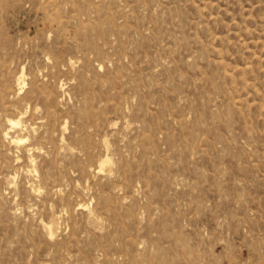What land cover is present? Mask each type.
<instances>
[{
    "label": "rangeland",
    "instance_id": "rangeland-1",
    "mask_svg": "<svg viewBox=\"0 0 264 264\" xmlns=\"http://www.w3.org/2000/svg\"><path fill=\"white\" fill-rule=\"evenodd\" d=\"M0 90L54 144L0 138V264H264V0H0Z\"/></svg>",
    "mask_w": 264,
    "mask_h": 264
},
{
    "label": "bare ground",
    "instance_id": "bare-ground-1",
    "mask_svg": "<svg viewBox=\"0 0 264 264\" xmlns=\"http://www.w3.org/2000/svg\"><path fill=\"white\" fill-rule=\"evenodd\" d=\"M122 6V5H121ZM121 8V7H120ZM122 11H123V6H122V9H121ZM120 10V11H121ZM32 82V81H31ZM17 83L19 84V88H22L26 83H25V81H24V79H23V73H22V71L20 70V73H19V75L17 76ZM42 84V83H41ZM41 84L39 85V83L38 84H33V83H31L30 84V86H29V84H28V88H26L23 92V98H31V97H34V95H42L41 97L42 98H44V101H45V109H43L44 110V112H45V116H47L48 118H51L52 117V119H54L53 118V116H56V115H54L55 114V111H54V109H51L50 108V106H52V104H51V101H53L52 100V98H50L47 94H45V92H44V90H42L41 89ZM43 85V84H42ZM61 85V84H60ZM59 87H61V86H59ZM17 89H18V86H17ZM17 89H15L16 91H17ZM23 89V88H22ZM62 88H60V90H61ZM4 90V89H3ZM6 90H4V92H5ZM12 92H13V90H12ZM22 92V91H21ZM20 92V90H19V93H21ZM15 93V92H14ZM17 93V92H16ZM13 94V93H12ZM58 94H60V92L58 93ZM4 95L5 94H3V92H2V90H0V105H1V118L0 119H2L3 120V125H2V127H0V138L1 139H3L5 142H6V144L8 143L9 144V146L8 147H10V144H13V146H15V145H18L19 146V153L17 152L15 155H13V157L12 158H14L15 157V159H16V161L17 160H19L21 157H23L24 158V160H25V163L23 164L26 168H25V173L27 174V175H29V174H31V171H33V170H36V167L37 166H35V162H34V160L36 159V157L38 156V152L39 151H41L40 149L44 146V144H42L43 142H50V140H51V134L52 133H48L47 135H44V134H42V133H38L39 131H38V128L41 126V125H44L45 124V122H46V120L44 121V122H42V123H38L37 122V124L38 125H36L34 122H30V118H29V121H27L28 119V117H26L25 118V112H26V110L25 109H23L22 108V106L20 107L19 106V104H18V106L19 107H17V108H15L16 106H12V105H14V104H7V102H6V100H4ZM8 95V94H7ZM15 96H17L16 94H14ZM13 95V96H14ZM59 96V95H58ZM20 98H21V96H19ZM51 97H52V95H51ZM56 97H57V95H56ZM8 99H9V97H7ZM19 98V99H20ZM37 98H39V97H37ZM41 98V99H42ZM55 98V97H54ZM18 99V100H19ZM36 99V98H35ZM10 100V99H9ZM30 100V99H29ZM28 100V101H29ZM58 100H59V98H58ZM24 101V100H23ZM10 102H17V101H14V100H12V101H10ZM19 102V101H18ZM19 103H21V101L19 102ZM29 103H30V101H29ZM28 103V104H29ZM32 103V102H31ZM54 103H56L55 101H54ZM22 104V103H21ZM20 104V105H21ZM27 104V105H28ZM30 105V104H29ZM54 105V104H53ZM23 106H25V105H23ZM32 106V105H31ZM30 106V107H31ZM44 106V105H43ZM29 107V106H28ZM36 107V106H35ZM56 107V106H55ZM16 110H15V109ZM32 108V107H31ZM8 109H14L15 111H16V114L14 115V116H11V113L9 114V113H7V112H5L6 110H8ZM26 109H27V107H26ZM29 109V108H28ZM33 109V108H32ZM39 110V109H38ZM42 110V111H43ZM56 110V109H55ZM15 111L13 112L12 111V114L13 113H15ZM32 111V110H31ZM30 111V112H31ZM9 112H10V110H9ZM35 112V111H34ZM39 112V111H38ZM56 112H57V110H56ZM33 113V112H32ZM37 113V112H36ZM31 113H29V115H30ZM38 114V113H37ZM40 114V113H39ZM25 115V116H24ZM32 115V114H31ZM27 116H28V114H27ZM35 116V115H34ZM44 115H43V117H45ZM35 117H37V116H35ZM39 118H40V116H38ZM42 117V116H41ZM58 117V116H57ZM57 117H56V119H57ZM60 117V116H59ZM32 118H34L33 116H32ZM38 118V119H39ZM41 119V118H40ZM44 119V118H43ZM37 120V119H36ZM48 120V119H47ZM55 120V119H54ZM53 120V121H54ZM60 120V119H59ZM62 120V119H61ZM1 121V120H0ZM33 121H34V119H33ZM49 121V120H48ZM52 121V122H53ZM40 122V121H39ZM57 122V121H56ZM56 122L54 123V124H56ZM59 122V121H58ZM57 122V124L59 125V123ZM67 121L66 120H64V121H62V124L60 125V128H63V126H64V124L66 123ZM48 124V123H47ZM49 126H50V124H49ZM47 127V126H46ZM123 127V126H122ZM49 128V127H48ZM124 128V127H123ZM51 129V131H52V128H49V130ZM55 129H56V127H55ZM57 129H59V128H57ZM45 130V129H44ZM43 129H42V131H44ZM124 130H125V128H124ZM123 130V131H124ZM46 131V130H45ZM44 131V132H45ZM47 131H48V129H47ZM62 130H60V132H61ZM121 133V132H120ZM58 134H60V133H58ZM57 134V135H58ZM125 134V133H124ZM61 136H63V135H61ZM58 137V136H57ZM119 137H122L121 135L119 136ZM56 138V137H55ZM55 138H54V140H55ZM0 139V140H1ZM58 139V138H57ZM56 139V140H57ZM82 139V138H81ZM2 140V141H3ZM52 140H53V136H52ZM52 140H51V144L50 145H52L53 143H52ZM63 140V139H62ZM60 141V140H59ZM65 142V141H64ZM101 142V141H100ZM99 142V143H100ZM106 142V141H105ZM1 143V142H0ZM79 143H81V142H79ZM108 143V142H107ZM46 144V143H45ZM58 144V143H57ZM61 144H63V143H61ZM82 145H83V143H81ZM101 144H102V142H101ZM100 144V145H101ZM5 144H3L2 146H4ZM48 145V144H47ZM54 145V144H53ZM98 145V144H97ZM17 146V147H18ZM46 146V145H45ZM45 146H44V148H45ZM56 146V145H55ZM60 146V145H59ZM63 146V145H62ZM47 147V146H46ZM56 147H58V146H56ZM65 147V146H64ZM5 148H6V146H5ZM49 148V147H48ZM47 148V149H48ZM51 148V147H50ZM53 148H55V147H53ZM104 148V147H103ZM1 149V148H0ZM16 148H14V149H12V150H15ZM46 149V148H45ZM79 149V148H78ZM81 149V148H80ZM100 149V148H99ZM110 149V148H109ZM2 150V149H1ZM0 150V151H1ZM10 150V149H9ZM50 150H52V151H55V150H57L56 148L53 150V149H50ZM58 150H59V148H58ZM86 150H87V147H86ZM102 150V149H101ZM111 150V149H110ZM110 150H107L108 152L110 151ZM3 151V150H2ZM5 151H7V150H5ZM11 151V150H10ZM9 151V152H10ZM44 151V149L42 150V152ZM52 151H49L48 152V154L51 152L52 153ZM79 151H85V149H81V150H79ZM102 151H105V150H102ZM102 151H100L101 153H102ZM14 152V151H13ZM57 152V151H56ZM74 152V151H73ZM78 152V151H77ZM87 152H88V150H87ZM112 152V151H111ZM2 153H4V152H2ZM7 153V152H6ZM79 153V152H78ZM84 153V152H83ZM110 153V152H109ZM11 154V153H10ZM9 154V155H10ZM12 154H14V153H12ZM36 154H37V156H36ZM43 154V153H42ZM45 154V153H44ZM55 154H57V153H55ZM54 154V155H55ZM71 154V153H70ZM76 154V153H75ZM98 154H99V151H98ZM40 155V154H39ZM46 155V154H45ZM74 155V154H73ZM72 155V156H73ZM78 155H80V157L82 156V154L80 153V154H78ZM92 155V154H91ZM110 155V154H109ZM41 156L42 155H40L39 157H40V159H41ZM47 156V155H46ZM77 156V155H76ZM87 156H89V153H88V155ZM95 156L97 157V155L95 154ZM11 157V156H10ZM38 157V158H39ZM42 157H44V156H42ZM57 157V156H56ZM74 157V156H73ZM79 157V158H80ZM90 157V156H89ZM11 158V159H12ZM37 158V159H38ZM51 158V157H50ZM53 158H55V156L53 157ZM98 158V157H97ZM96 158V159H97ZM22 159V158H21ZM20 159V160H21ZM39 159V160H40ZM46 159V158H45ZM13 160V159H12ZM19 160V161H20ZM23 160V159H22ZM52 160V159H51ZM16 161H13V162H15L17 165L19 164V162L17 163ZM41 161V160H40ZM39 161V162H40ZM55 161V160H54ZM53 161V162H54ZM94 161V160H93ZM92 161V162H93ZM111 158L110 157H108L107 155H105V156H103L102 158H100L99 159V161H98V164H96L97 166L95 167V169H94V171L96 172V174L98 173V175H100V177H101V174L100 173H103L104 175H108V171H109V169H110V164H111ZM43 162V161H42ZM41 162V163H42ZM48 162H50V160L48 159ZM97 162V161H96ZM12 163V162H11ZM13 164V165H16V164ZM21 163H23L22 161H21ZM95 163V162H94ZM113 163V162H112ZM36 164H39L40 166L42 165V164H40V163H36ZM56 164V163H55ZM16 165V166H17ZM22 165V164H21ZM46 165V164H45ZM47 165H48V163H47ZM58 165V164H57ZM95 165V164H94ZM7 166V165H6ZM39 166V167H40ZM90 166V165H89ZM17 167H19V166H17ZM50 167L52 168V166H51V162H50ZM16 168V167H15ZM22 168V167H21ZM41 168H42V166H41ZM93 168H94V166H93ZM17 169H20V168H17ZM38 171H39V169H37ZM44 170V169H43ZM51 170V169H50ZM89 170H91L92 171V169H89ZM20 171V170H19ZM18 171V172H19ZM24 171V170H23ZM37 171V172H38ZM49 171V170H48ZM45 171H43V173H44ZM53 172V171H52ZM23 173V172H22ZM36 173V172H35ZM41 173V172H40ZM50 173V172H49ZM89 173V172H88ZM90 173H93V172H90ZM89 173V174H90ZM38 174V173H37ZM46 174H48V173H46ZM21 175V179H22V174H20ZM54 175V174H53ZM52 175V176H53ZM92 175V174H91ZM90 175V176H91ZM93 175H95V174H93ZM110 175V174H109ZM35 176V175H34ZM38 176V175H37ZM43 176V175H42ZM48 176H50V175H48ZM115 176H116V174H115ZM33 176H31V178H32ZM39 177V176H38ZM93 177V176H92ZM109 177V176H108ZM30 178V177H29ZM36 178V177H35ZM46 178H47V176H46ZM45 178V179H46ZM51 178V177H50ZM54 178V177H53ZM95 178V177H94ZM103 178V177H102ZM110 178V177H109ZM10 179H12V178H10ZM28 179V176H27V178H26V180ZM32 179H34V178H32ZM38 179V178H37ZM99 179V178H98ZM111 179V178H110ZM41 180V179H40ZM48 180V179H47ZM53 180V179H52ZM56 180V179H55ZM95 180V179H94ZM31 181H33V180H31ZM31 181H29V182H31ZM35 181H36V179H35ZM34 182V181H33ZM42 182V181H41ZM41 182H40V184H41ZM46 182V181H45ZM53 182V181H52ZM51 182V183H52ZM95 182V181H94ZM26 183H28L27 181H26ZM47 183V182H46ZM50 183V184H51ZM54 183V182H53ZM52 183V184H53ZM55 183H56V181H55ZM7 184V183H6ZM30 185H29V190L31 191V192H35V191H40L39 190V185H36V184H33V183H29ZM39 184V183H38ZM49 184V183H48ZM15 185V184H14ZM22 185V184H21ZM17 186H18V184H17ZM20 186V185H19ZM27 186V185H26ZM44 186V185H43ZM61 186V185H60ZM50 187H52V186H50ZM56 187H58L57 185H56ZM84 187H86L85 185H84ZM8 188H9V186H8ZM21 188V187H20ZM73 188H75L74 186H73ZM88 188V187H87ZM12 189V188H11ZM61 189V187L59 188V189H57V190H55L56 192L57 191H59ZM78 189V188H77ZM81 190H82V188H80ZM14 190V189H13ZM45 190V189H44ZM43 190V191H44ZM80 190V191H81ZM25 191V190H24ZM29 191V192H30ZM60 191H62V190H60ZM77 191V190H76ZM80 191H78V194L80 193ZM83 191V190H82ZM95 191H97L98 192V190H95ZM27 192V191H26ZM28 192V193H29ZM84 193L83 194H85V191H83ZM96 192V193H97ZM37 193V192H36ZM77 193V192H76ZM87 193H90L89 192V190H88V192ZM94 193V192H93ZM1 194V193H0ZM16 194V193H15ZM31 194V193H30ZM40 194V193H39ZM46 195H49V194H51L50 193V191H46V193H45ZM44 194V195H45ZM54 194H55V192H54ZM57 194V193H56ZM83 194H82V196H83ZM2 195V194H1ZM24 195H25V193H24ZM33 195H34V193H33ZM37 195V194H36ZM63 195H64V193H63ZM96 195V194H95ZM98 195H100V194H98ZM26 196V195H25ZM29 196H31V195H29ZM40 196H42L41 194H40ZM55 196V195H54ZM53 196V197H54ZM58 196V195H57ZM60 196L61 195H59L58 197L60 198ZM89 196V195H88ZM91 196V195H90ZM27 197V196H26ZM38 197H39V195H38ZM37 197V198H38ZM104 197H106V196H104ZM41 198V197H40ZM90 198V197H89ZM93 198H94V195H93ZM61 199V198H60ZM41 200H43V199H41ZM52 200V199H51ZM14 201V200H13ZM12 201V202H13ZM61 201H64L63 199L61 200ZM42 202H44V201H42ZM41 202V203H42ZM97 202V201H96ZM105 202V201H104ZM52 203V202H51ZM13 204V203H12ZM12 204H11V206H12ZM34 204V203H33ZM80 204H82L83 205V203H80ZM96 204H99V203H96ZM15 205V204H14ZM44 205H45V203H44ZM106 205V204H105ZM48 206H49V204H48ZM76 206H78V205H76ZM107 206V205H106ZM24 207H25V205H24ZM33 207H35V206H33ZM62 207V206H61ZM78 207H80V206H78ZM82 207V206H81ZM20 208V207H19ZM27 208V207H26ZM29 208V207H28ZM65 207H63V209H64ZM72 208V207H71ZM83 208H85V207H83ZM82 208V209H83ZM12 210H13V207L11 208ZM30 209H31V207H30ZM48 209V208H47ZM50 209V208H49ZM62 209V210H63ZM75 209V208H74ZM93 209H95V208H93ZM65 211H66V209H64ZM78 210V209H77ZM29 211V210H28ZM53 210H51V214H53V212H52ZM57 211V210H56ZM60 210L58 209V211L57 212H59ZM70 211H72V209L70 210ZM95 211H96V209H95ZM73 212V211H72ZM86 212V211H85ZM12 213H14V211H12ZM59 213H61V212H59ZM72 214V213H71ZM85 214V213H84ZM87 214H88V216H89V218L90 219H96L97 218V215H95V213L94 212H92L91 210H87ZM98 214V213H97ZM62 216V215H61ZM67 216H69L68 215V212H67ZM67 216H65L64 218H66ZM63 217V216H62ZM61 217V218H62ZM72 217H73V214H72ZM47 218V217H46ZM60 218V219H61ZM63 218V219H64ZM69 218H70V216H69ZM66 219H68V217L66 218ZM65 219V220H66ZM35 220H36V218H35ZM73 220V219H72ZM39 221V220H38ZM60 221H64V220H60ZM57 221H56V217H54V218H51V219H49V220H47V221H43V220H41L40 221V226L43 228V231L44 230H46V233H47V235H48V237H51L52 238V236L54 235V233H55V223H56ZM65 222V221H64ZM70 222V221H69ZM39 223V222H38ZM66 223V222H65ZM67 224V223H66ZM90 224V223H89ZM61 225V224H60ZM63 225V224H62ZM97 225V224H96ZM63 226H65V225H63ZM94 226V225H93ZM100 226V225H99ZM99 226H97V228L99 229L100 227ZM66 227V226H65ZM74 227V226H73ZM72 227V228H73ZM90 227V226H89ZM95 227V226H94ZM104 227V226H103ZM102 227V228H103ZM60 228V227H59ZM71 228V229H72ZM96 228V229H97ZM96 229H94V230H96ZM92 230H93V228H92ZM74 231V230H73ZM85 231V230H84ZM81 232V231H80ZM60 233H58V235H59ZM64 234V233H63ZM65 234H67L66 232H65ZM76 234V233H75ZM56 237V236H55ZM72 237V236H71ZM44 238H46V237H44ZM47 239V238H46ZM53 239H54V237H53ZM61 239V238H60ZM66 239V238H65ZM50 240V239H49ZM67 240V239H66ZM46 241V240H45ZM51 241H52V239H51ZM53 241H56V240H53ZM68 241V240H67ZM60 242V241H59ZM58 242V243H59ZM66 242V241H65ZM64 242V243H65ZM70 242H71V240H70ZM69 243V242H68ZM52 244V243H51ZM55 244H56V242H55ZM50 245V244H49ZM54 246V245H53ZM56 246V245H55ZM49 247V246H48ZM56 248H58V247H55V249ZM66 248H67V246H66ZM55 249L53 250V251H55ZM70 249H71V247H70ZM44 250V249H43ZM42 250V251H43ZM49 250H51V248L49 247ZM58 250V249H57ZM57 253H59V252H57ZM56 253V254H57ZM69 254V253H68ZM54 255V254H53ZM71 256V255H70ZM68 258V257H67ZM69 259V258H68ZM67 259V260H68ZM46 263V262H45ZM61 264H62V262H61Z\"/></svg>",
    "mask_w": 264,
    "mask_h": 264
}]
</instances>
